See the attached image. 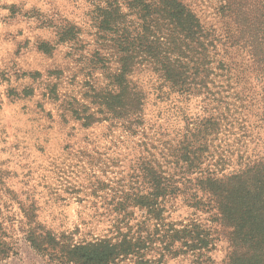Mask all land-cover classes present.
I'll return each mask as SVG.
<instances>
[{
	"label": "rangeland",
	"instance_id": "1",
	"mask_svg": "<svg viewBox=\"0 0 264 264\" xmlns=\"http://www.w3.org/2000/svg\"><path fill=\"white\" fill-rule=\"evenodd\" d=\"M128 1L0 0V226L13 248L0 264H62L26 242L29 229L72 245L127 234L114 264L256 262L263 227L225 219L219 197L239 201L235 176L264 163V39L255 56L250 43L254 27L264 38V0H180L205 50L175 63L180 88L137 64L126 82L141 110L117 117L105 102L119 92L124 25L101 20L118 8L136 22ZM136 196L157 201L118 207ZM187 228L203 246L171 244Z\"/></svg>",
	"mask_w": 264,
	"mask_h": 264
},
{
	"label": "trees",
	"instance_id": "2",
	"mask_svg": "<svg viewBox=\"0 0 264 264\" xmlns=\"http://www.w3.org/2000/svg\"><path fill=\"white\" fill-rule=\"evenodd\" d=\"M244 0H239L237 6L240 8ZM128 8L133 13L135 21H131L127 26L124 16L118 8H113V16L111 12L103 11V19L101 26L107 27L111 22L118 25L120 22L124 25L120 28L121 32L115 43L118 47L119 67L113 74V83L117 84L119 92L114 95L105 104L111 106V111L117 117L128 116L129 114H137L141 110V96L135 88L128 87L127 75L133 68L144 61H148L154 65V69L161 73L174 87L184 86V72L181 66L175 65L183 53H189L194 46L205 50L203 38L206 36L198 17L195 13L183 4L180 0H154L148 2L146 0H129ZM261 30L264 25L260 24ZM164 29V30H163ZM66 35L69 30L66 32ZM166 31V32H163ZM253 35H250L251 44L254 53L259 52L261 44L259 42L264 38H260L255 34L260 32V28L252 29ZM182 89V88H181ZM237 184L242 186V194L239 201H234L233 195L219 197L220 205L224 208L221 215L227 219L232 214L239 212L238 225L246 224L248 226L263 227L261 234V244L263 247L254 249L251 258L256 262H248L246 264H264V163H258L235 176ZM213 182L212 184H216ZM153 187L157 193H160V183L153 181ZM233 199H231L232 197ZM136 200L131 203L124 201L118 203L119 208H128L132 205L140 207H152L156 204L154 199H146L143 196H136ZM156 199V200H155ZM254 230L257 231V229ZM25 240L39 254L47 253L48 256L57 259L62 264H114L119 257H124L132 248L131 238L127 234L121 236L118 241L111 238H101L88 243H77L75 245L62 243L56 240L50 232H36L34 230H25ZM249 233V231H247ZM5 232L0 226V259L9 257L13 252L10 243L4 239ZM183 241V245L191 249H197L204 245L205 241L199 237L198 231L192 229H182L180 236L171 237V244L177 241ZM248 241L251 242L249 239ZM170 243V242H169ZM255 243V241H252ZM69 244V245H67ZM249 252L245 253L247 255Z\"/></svg>",
	"mask_w": 264,
	"mask_h": 264
}]
</instances>
